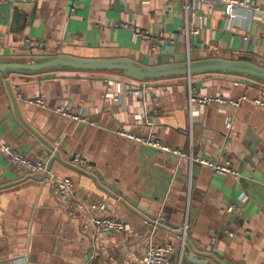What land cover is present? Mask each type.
<instances>
[{"label": "crops", "instance_id": "0c3cea01", "mask_svg": "<svg viewBox=\"0 0 264 264\" xmlns=\"http://www.w3.org/2000/svg\"><path fill=\"white\" fill-rule=\"evenodd\" d=\"M237 1L228 14L221 2L193 12L186 0H0V62L67 55L156 67L247 57L264 67V0ZM263 85L227 73L144 82L117 71L0 73V145L47 167L30 175L0 155V264H139L149 243L172 244V264H264V107L253 102ZM190 89L246 100L191 105ZM120 130L228 160L238 177ZM45 174L72 180L67 200ZM98 202L107 208L89 209ZM93 217L125 228L102 232Z\"/></svg>", "mask_w": 264, "mask_h": 264}, {"label": "built area", "instance_id": "2783aa9c", "mask_svg": "<svg viewBox=\"0 0 264 264\" xmlns=\"http://www.w3.org/2000/svg\"><path fill=\"white\" fill-rule=\"evenodd\" d=\"M221 2L225 4V11L231 14L235 6H242V3L237 0H186V8L191 9L193 12H196L197 7L200 3H216ZM262 92H264V85L262 86ZM246 100V96H240L237 98L227 97L222 94H217L214 96L204 95L197 96L193 91L189 90V102L190 104H217L220 107H239ZM256 105L264 107V97L256 98L253 101ZM36 105H43V101L39 98L31 101ZM58 112L65 117L71 118L78 122L88 123L89 119L85 116L78 114H73L70 112L69 108L62 107ZM119 134L121 136L133 139L138 142L145 143L149 146H153L159 150L165 152H171L173 155H177L181 158L188 157L191 163L199 164L215 174L219 175H228L231 174L235 178L238 177V172L232 167L231 163L228 160L224 162L213 161L205 156L193 157L191 155H186L181 150L171 148L167 145H164L160 142L153 134H150L146 137H139L131 134L127 130H120ZM0 155L6 158L10 163L14 164L18 168L24 170L30 175H36L47 172L46 164L42 160H30L25 155L19 151L13 149L11 146L6 144L0 145ZM47 182L50 183L54 194L61 200H67L72 192L73 182L68 177H58L50 176L45 178ZM107 208L104 202L92 203L89 205L90 210L103 211ZM230 210V208H228ZM91 224L102 232H121L125 228V223L122 220H118L112 217H93L91 219ZM187 226L185 225L182 229L183 237L182 244L185 242ZM173 252V246L170 243L159 244V243H149L144 256L142 257L139 264H172L173 259L171 254Z\"/></svg>", "mask_w": 264, "mask_h": 264}, {"label": "water", "instance_id": "95a60500", "mask_svg": "<svg viewBox=\"0 0 264 264\" xmlns=\"http://www.w3.org/2000/svg\"><path fill=\"white\" fill-rule=\"evenodd\" d=\"M60 69L80 70L86 72L117 71L121 72L124 77L137 82L173 77H191L194 75L209 73H227L245 76L264 84V67L252 62V60L247 57H241L237 60L209 58L193 62L188 61L185 63L160 65L156 67L143 66L125 58L82 59L67 55L45 58L31 63L0 62V73L5 78L10 74L35 75ZM55 159H58L57 155ZM44 177L46 178L47 174H45Z\"/></svg>", "mask_w": 264, "mask_h": 264}]
</instances>
